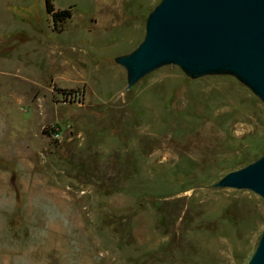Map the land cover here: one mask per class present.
<instances>
[{
  "label": "rangeland",
  "instance_id": "374dc122",
  "mask_svg": "<svg viewBox=\"0 0 264 264\" xmlns=\"http://www.w3.org/2000/svg\"><path fill=\"white\" fill-rule=\"evenodd\" d=\"M51 1L56 29L0 0V264H247L264 200L213 185L264 154L262 102L175 66L127 90L160 0Z\"/></svg>",
  "mask_w": 264,
  "mask_h": 264
},
{
  "label": "water",
  "instance_id": "95a60500",
  "mask_svg": "<svg viewBox=\"0 0 264 264\" xmlns=\"http://www.w3.org/2000/svg\"><path fill=\"white\" fill-rule=\"evenodd\" d=\"M115 62L129 90L163 66L190 79L231 76L264 105V0H160L141 43ZM213 188L246 190L264 200V154L227 173ZM247 264H264V228Z\"/></svg>",
  "mask_w": 264,
  "mask_h": 264
},
{
  "label": "trees",
  "instance_id": "16d2710c",
  "mask_svg": "<svg viewBox=\"0 0 264 264\" xmlns=\"http://www.w3.org/2000/svg\"><path fill=\"white\" fill-rule=\"evenodd\" d=\"M45 10L48 15L52 17L55 29L57 28V23H64L71 17V9H64L61 11H56L53 8L51 0H45Z\"/></svg>",
  "mask_w": 264,
  "mask_h": 264
},
{
  "label": "crops",
  "instance_id": "0c3cea01",
  "mask_svg": "<svg viewBox=\"0 0 264 264\" xmlns=\"http://www.w3.org/2000/svg\"><path fill=\"white\" fill-rule=\"evenodd\" d=\"M6 146H8V143H3V144H0V148L2 147H5L7 148ZM5 179L7 178L6 176L4 177ZM8 188L7 187V184L5 183L4 184H0V195L4 196V195H7L8 194ZM3 189V191H2ZM8 211V207H7V204L6 203H0V216L2 215V213H7Z\"/></svg>",
  "mask_w": 264,
  "mask_h": 264
},
{
  "label": "built area",
  "instance_id": "2783aa9c",
  "mask_svg": "<svg viewBox=\"0 0 264 264\" xmlns=\"http://www.w3.org/2000/svg\"><path fill=\"white\" fill-rule=\"evenodd\" d=\"M56 137H58V135H55Z\"/></svg>",
  "mask_w": 264,
  "mask_h": 264
}]
</instances>
